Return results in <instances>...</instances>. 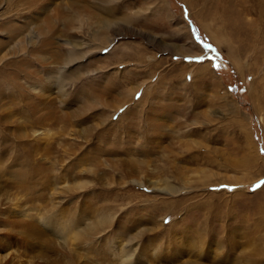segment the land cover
Returning a JSON list of instances; mask_svg holds the SVG:
<instances>
[{"label": "rangeland", "instance_id": "1", "mask_svg": "<svg viewBox=\"0 0 264 264\" xmlns=\"http://www.w3.org/2000/svg\"><path fill=\"white\" fill-rule=\"evenodd\" d=\"M0 264H264V0H0Z\"/></svg>", "mask_w": 264, "mask_h": 264}, {"label": "snow or ice", "instance_id": "2", "mask_svg": "<svg viewBox=\"0 0 264 264\" xmlns=\"http://www.w3.org/2000/svg\"><path fill=\"white\" fill-rule=\"evenodd\" d=\"M207 47V46H206ZM215 67V66H214Z\"/></svg>", "mask_w": 264, "mask_h": 264}]
</instances>
